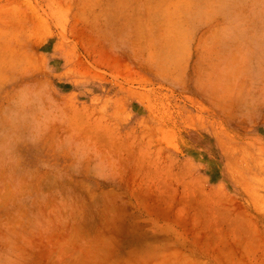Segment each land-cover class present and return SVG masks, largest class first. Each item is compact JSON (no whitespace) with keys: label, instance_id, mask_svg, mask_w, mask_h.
Wrapping results in <instances>:
<instances>
[{"label":"rangeland","instance_id":"obj_1","mask_svg":"<svg viewBox=\"0 0 264 264\" xmlns=\"http://www.w3.org/2000/svg\"><path fill=\"white\" fill-rule=\"evenodd\" d=\"M1 8L0 74L32 72L44 109L54 94L48 71L72 87L55 90L49 161L50 176L72 179L59 187L67 192L33 207L16 200L40 226L71 229H24L13 243L21 264H264V0ZM65 113L72 131L82 116L88 130L99 118L87 169L65 152ZM82 177L86 196L75 186Z\"/></svg>","mask_w":264,"mask_h":264},{"label":"crops","instance_id":"obj_2","mask_svg":"<svg viewBox=\"0 0 264 264\" xmlns=\"http://www.w3.org/2000/svg\"><path fill=\"white\" fill-rule=\"evenodd\" d=\"M27 73L35 76L28 71L19 75L22 78L15 80L13 75L16 73L11 72L8 68L5 73L0 74V264L22 263L20 259H17V249L13 243L16 242V235H23L24 229H71L40 226L42 222L38 220V215L25 216L16 208V200L25 201L26 198L33 207L55 197L59 191L66 193L67 189L62 190L59 187L72 181L69 178L56 179L49 174L51 169H55L49 161L51 158L55 159L56 153V147L51 145L57 128L56 91L58 89L65 94L71 92L72 87L70 84L57 83L54 75L56 71H52V74L48 71V79L54 94L48 99L47 109H44L41 108L38 95L41 88L37 83L27 78ZM96 93L98 92L95 91ZM65 118L60 119V121L71 132V142L66 145L65 152L70 155L73 153L77 155L78 152L80 155L79 168L87 169L88 163L83 154H88L89 142L87 137L96 138L95 142L97 143L99 141V126L97 125L99 118L96 115L93 120L95 130H88L87 116H82L79 120L76 119L75 131H72L73 129L68 125L71 119L66 113ZM76 124L79 125L75 127ZM72 132L75 133L74 137ZM72 138H74L76 145L74 151L71 146ZM79 180L74 179V182L78 181L79 184L83 182L84 185L75 186H78L81 192L83 191L84 196L88 195L85 184H89L90 180L88 177H82ZM96 193L99 195V190ZM41 215L44 214L41 213ZM25 217H32V220L35 218V222H37L35 226L25 228ZM45 217L56 219L50 214ZM92 223L95 224L93 227L96 229L95 232H99V210ZM93 228L91 225L80 227V229ZM19 238L21 237H18L17 240Z\"/></svg>","mask_w":264,"mask_h":264},{"label":"bare ground","instance_id":"obj_3","mask_svg":"<svg viewBox=\"0 0 264 264\" xmlns=\"http://www.w3.org/2000/svg\"><path fill=\"white\" fill-rule=\"evenodd\" d=\"M3 4H4V3H3ZM16 4H18V3H16ZM27 5H28V2H27ZM7 7H8V6H7ZM7 7H6V9H7ZM9 7H10V6H9ZM9 7H8V8H9ZM14 7H15V5H14ZM17 7H18V6H17ZM3 8H4V7H3ZM3 8H1L0 11H4ZM10 8H11V7H10ZM10 8H9V10H10ZM33 9H34V8H33ZM33 9L31 10L32 12H33ZM12 10H14V13H15V10H17V11H22V10H18L17 8L12 9ZM12 10H11V11H12ZM17 11H16V13H15V16H16V14H17ZM12 13H13V12H12ZM18 13H19V12H18ZM23 13H24V12H23ZM9 14H11V12H10ZM20 14H21V13H20ZM34 14H35V13H34ZM22 15H23V14H22ZM22 15H20V16H22ZM11 16H13V19H14V15L12 14ZM11 16H10V18L12 19ZM16 18H17V17H16ZM19 18H20V17H19ZM17 19H18V18H17ZM22 19H23V18H22ZM1 20H3V19H1ZM14 20H15V19H14ZM3 21H4V20H3ZM1 22H2V21H1ZM2 24H3V23H2ZM15 24H16V23H15ZM8 25H9V24H8ZM0 33H1V32H0ZM3 34H4V33H3ZM3 34H2V35H3ZM3 40H5V39H3ZM3 40H2V41H3ZM6 41H7V40H6ZM5 45H6V44H5ZM17 49H18V48H17ZM178 173H181V172H178ZM181 174H182V173H181ZM178 176H180V175H178ZM217 189L219 190V189H220V186H219ZM218 190H216V188H215V189H213L212 191L216 193V191L219 192ZM220 194H222V193H220ZM216 195H217V194H216ZM227 198H228V197H227Z\"/></svg>","mask_w":264,"mask_h":264}]
</instances>
